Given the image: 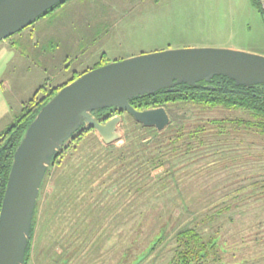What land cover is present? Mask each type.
<instances>
[{"label": "rangeland", "instance_id": "1", "mask_svg": "<svg viewBox=\"0 0 264 264\" xmlns=\"http://www.w3.org/2000/svg\"><path fill=\"white\" fill-rule=\"evenodd\" d=\"M61 8L86 11L85 24L89 30L85 34V41L89 42L90 53L109 46V60L116 57L121 59L132 52L149 54L202 48L232 49L264 55V16L252 0H68L34 25L47 16L52 17ZM74 24L77 27L79 21L75 20ZM18 35L0 43V137L17 121L26 103L37 94L38 97L42 96L39 87L46 83L56 84L61 76L56 75L55 71L43 75L37 66L42 64L34 59L29 63L18 59L10 50L11 46L5 44L12 42L11 39L15 37L18 41ZM75 76L78 75H74L73 79ZM44 87L54 91L64 86L55 89L51 85ZM180 108L178 112L176 108H167L174 125H179L185 119L195 121L200 116L209 119L226 118L230 122L250 118L242 110L205 109L208 111L205 112L191 105H182ZM116 116H121L123 120L119 126L122 139L111 145L114 148L122 146L125 141L123 129L126 115ZM206 151L196 155L204 157L195 164L185 165V162L179 167L178 162H175L153 172L155 182L159 176L171 175L170 179L166 178L168 183L163 198L170 201L166 200L164 204L172 205L168 214H173L174 218L166 226V239L162 244L158 242L162 236L161 230L150 232L154 226L152 216L143 226L141 238L132 245L127 240L129 234L121 240V249L118 248L119 242L115 236L111 235V239L101 245L94 236L90 238L93 243L91 249L86 250L88 253H84L86 256L80 262L78 258L82 257L81 254L72 259L73 262L66 263L70 257L69 251L74 250H66L71 240L61 237L59 240L53 239L54 227L48 218L44 222L39 218L28 264H173L176 234L184 227L193 225L197 217L223 207L221 201L226 197H230L231 201L232 194L238 191L241 194L239 206L225 212L214 224L227 239L224 261L229 264H264V259H261L264 255V136L247 129H232L230 125V150L217 146ZM215 151L220 155L213 154ZM174 176L175 179H171ZM177 180L179 184L175 183ZM162 184L160 182L157 186ZM180 186H184L182 190L187 193L189 211L180 203V197L183 196H180L178 190ZM51 191L48 179L42 200ZM116 191V188H112L111 194ZM202 191L206 193L205 196L200 195ZM193 201H199L198 205H192ZM210 214L216 215V212ZM103 218L105 223L100 224L101 234L104 235L105 231L114 233L113 223L108 217ZM258 224H262L261 227ZM208 232L213 233L212 230ZM254 237L260 239L258 245ZM236 242L237 247L242 246L243 242L249 245L252 243L253 250L246 248L230 252ZM126 245L128 248L124 250ZM254 257L256 260L261 259V262H253Z\"/></svg>", "mask_w": 264, "mask_h": 264}, {"label": "trees", "instance_id": "2", "mask_svg": "<svg viewBox=\"0 0 264 264\" xmlns=\"http://www.w3.org/2000/svg\"><path fill=\"white\" fill-rule=\"evenodd\" d=\"M252 2L264 16L259 0H252ZM103 65L106 63H101L98 67ZM77 75L71 82L81 76ZM40 90L42 96L38 97L37 94L26 103L17 121L0 137V211L15 152L30 124L60 89L49 91L46 87H42ZM130 104L137 111L166 107L176 108L178 112L182 105L195 106L200 110L211 109V111L215 109L242 110L248 113L250 118L234 119L230 122V119L226 118L209 119L200 116L195 121L185 119L179 125L171 123L163 132H158L155 128L145 127L135 121L131 115L116 109H106L95 113V117L101 123L109 121L115 115H126L123 129L124 144L117 148L106 146L93 129L83 128L73 135L55 155L41 187L25 264L29 263L31 257L39 218H42L43 222L45 218H48L50 225L54 227L53 239L59 240L61 237L65 240L74 236L89 237L98 230L100 220L108 217L113 223L114 233L120 232V236L123 235V237L129 234L127 240L132 245L135 240L141 238L143 226L153 216L151 222L154 226L151 227L150 232L154 229L161 230L162 236L158 242L162 244L166 239V226L169 220L174 218L173 214L172 216L168 214L172 205L166 206L164 202L169 200L163 198L168 183L166 178L170 179L171 175L159 176L155 182L153 172L175 162H178L179 167H182L185 162V165L195 164L204 157H196V155L212 147L223 146L230 150V125L232 129H247L264 136L263 85L237 86L229 78L215 77L210 83L201 82L196 87L182 84L153 95L141 96L131 100ZM207 110L205 112H208ZM213 154L220 155L217 151ZM173 178L175 179V176L171 177ZM48 179L52 191L45 200H42V192ZM159 181L163 184L157 186ZM175 183L179 184L180 181L177 180ZM112 188H116V193L111 194ZM182 189H185L184 186L178 188L180 196L182 194L184 197L183 199L180 197V203H183V207L186 206L188 210L187 193L186 191L184 193ZM200 195L205 196L206 193L202 191ZM240 198L239 191L235 195L232 194L231 201L230 197H226L221 201L224 204L223 207L197 217L193 225L180 230L174 237L173 262L175 263H172L229 264L224 261L227 239L221 229L214 224L218 218L225 215V212L238 207ZM198 203L199 201H193L192 205L197 206ZM214 211L216 215L210 214ZM100 224H104V220ZM261 225L257 226L261 227ZM208 230H212L213 233L208 234ZM149 237L150 235L147 236ZM254 238L257 239L258 245L260 239ZM73 241L71 240V243ZM244 244L246 243L243 242L242 246L237 247L236 242L234 248L230 247V252L235 253L239 249L246 248L253 250L252 243L246 244L248 247H244L246 246ZM126 246L124 250L128 248V245ZM255 257L253 262L260 263L261 259H264V255L258 260Z\"/></svg>", "mask_w": 264, "mask_h": 264}, {"label": "water", "instance_id": "3", "mask_svg": "<svg viewBox=\"0 0 264 264\" xmlns=\"http://www.w3.org/2000/svg\"><path fill=\"white\" fill-rule=\"evenodd\" d=\"M66 1L0 0V43ZM215 77L229 78L237 86H264V55L232 49L166 50L103 65L61 88L15 152L0 211V264H25L41 187L65 143L83 128L93 129L106 146L122 139L121 116L104 124L95 113L116 109L163 132L171 122L164 107L137 111L130 101L182 84L196 87Z\"/></svg>", "mask_w": 264, "mask_h": 264}, {"label": "crops", "instance_id": "4", "mask_svg": "<svg viewBox=\"0 0 264 264\" xmlns=\"http://www.w3.org/2000/svg\"><path fill=\"white\" fill-rule=\"evenodd\" d=\"M86 16V11L81 9L71 10L69 8H61L58 12L54 13L52 17L48 18L47 16L43 21L36 25L33 24L34 26L30 28L29 31H26L28 30L27 28L25 31L19 33L17 36L19 37L18 41L15 37L11 39L12 42H7L5 44L11 46L10 50L14 52V55H16L18 59L28 63L34 59L38 61V63H41L42 66H37L43 75H48L51 71L57 72L56 75H61L56 84H45L53 86L54 89L61 88L71 83L74 75H83L96 69L101 63L110 64L118 62L120 59L116 57L114 60H109L107 55L109 46H105L95 53H90L91 48L89 42L85 41V34H87L89 30L88 26L85 24ZM75 20L79 21L77 27L74 24ZM107 32L109 31H106V33ZM142 54L132 52L121 58L120 61ZM45 85L39 87V89ZM101 222H103V219L98 223V230L94 234H90L89 237L84 235L81 238L74 236V238L66 239L74 240L73 243L70 242L66 249L68 251L74 249L69 251L70 257L67 258L66 263L68 261L69 263L71 261L73 262V260L78 258L79 254H81L82 257L78 258L80 262L81 259L87 255L88 252L86 253V250L89 251L91 249L93 243L90 238H94V236L99 240L98 243H100V245L110 240L112 236H115V240L119 242L118 248L121 249L123 235L120 236V232L116 231L115 233H106L105 231L104 235H102L103 233L101 234L100 230ZM76 238L77 241L75 242ZM117 249L115 250L116 252ZM84 253H86V255ZM121 254L123 255V251Z\"/></svg>", "mask_w": 264, "mask_h": 264}, {"label": "built area", "instance_id": "5", "mask_svg": "<svg viewBox=\"0 0 264 264\" xmlns=\"http://www.w3.org/2000/svg\"><path fill=\"white\" fill-rule=\"evenodd\" d=\"M259 2H260L261 6H262V8L264 10V0H259Z\"/></svg>", "mask_w": 264, "mask_h": 264}, {"label": "flooded vegetation", "instance_id": "6", "mask_svg": "<svg viewBox=\"0 0 264 264\" xmlns=\"http://www.w3.org/2000/svg\"><path fill=\"white\" fill-rule=\"evenodd\" d=\"M166 110H167V108L166 107H164ZM157 109V108H156ZM167 112H168V110H167ZM168 114L170 115V113L168 112ZM171 119V118H170ZM106 123V122H105ZM104 123V124H105ZM170 124H171V122H170ZM103 142V141H102ZM104 143V142H103ZM105 145V144H104ZM111 146V145H110Z\"/></svg>", "mask_w": 264, "mask_h": 264}]
</instances>
